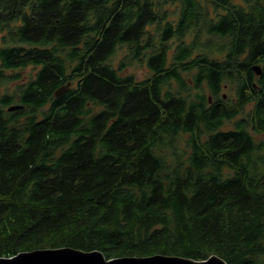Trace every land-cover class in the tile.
Here are the masks:
<instances>
[{"label":"trees","instance_id":"1","mask_svg":"<svg viewBox=\"0 0 264 264\" xmlns=\"http://www.w3.org/2000/svg\"><path fill=\"white\" fill-rule=\"evenodd\" d=\"M64 246L264 264V0H0V257Z\"/></svg>","mask_w":264,"mask_h":264},{"label":"water","instance_id":"2","mask_svg":"<svg viewBox=\"0 0 264 264\" xmlns=\"http://www.w3.org/2000/svg\"><path fill=\"white\" fill-rule=\"evenodd\" d=\"M256 75L261 74V66L255 65ZM71 83L62 86L55 93L63 94ZM211 101V97H210ZM20 105L9 107V110L20 108ZM0 264H228L225 259L213 254L207 259L198 260L180 255L157 253L148 256H119L108 258L100 250H83L70 246L58 248H39L22 251L13 256H1Z\"/></svg>","mask_w":264,"mask_h":264},{"label":"rangeland","instance_id":"3","mask_svg":"<svg viewBox=\"0 0 264 264\" xmlns=\"http://www.w3.org/2000/svg\"><path fill=\"white\" fill-rule=\"evenodd\" d=\"M235 2L240 3L241 0H235ZM173 8V7H171ZM173 48H175V44H173ZM173 52V49L171 50V53ZM217 55V54H216ZM218 56V55H217ZM112 62L119 67V65L123 62L124 66V72L129 73V74H134L137 79H144L148 76L149 74V69L147 68L146 64L144 61H141L139 59H135L132 57V54L127 50V48H121L117 51V53L112 57ZM25 74L29 73V69L24 72ZM173 89L176 88L175 83H173ZM3 90V89H2ZM224 93L227 95L229 98L234 97V90L232 87H229L224 90ZM231 124H227L225 128L231 127ZM187 138V136H184V139ZM181 147H185V141L181 140L180 144Z\"/></svg>","mask_w":264,"mask_h":264}]
</instances>
